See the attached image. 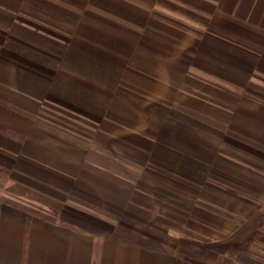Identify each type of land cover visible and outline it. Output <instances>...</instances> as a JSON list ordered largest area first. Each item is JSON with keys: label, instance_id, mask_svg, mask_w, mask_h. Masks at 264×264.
<instances>
[{"label": "crops", "instance_id": "crops-1", "mask_svg": "<svg viewBox=\"0 0 264 264\" xmlns=\"http://www.w3.org/2000/svg\"><path fill=\"white\" fill-rule=\"evenodd\" d=\"M0 264H264V0H0Z\"/></svg>", "mask_w": 264, "mask_h": 264}]
</instances>
